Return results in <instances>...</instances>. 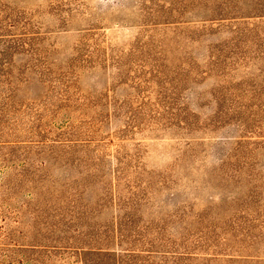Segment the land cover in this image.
<instances>
[{"label":"rangeland","instance_id":"1","mask_svg":"<svg viewBox=\"0 0 264 264\" xmlns=\"http://www.w3.org/2000/svg\"><path fill=\"white\" fill-rule=\"evenodd\" d=\"M10 3L32 17L33 31H39L35 46L40 53L30 59L15 54L9 63L16 77L11 79L12 90L0 93L8 95L10 105L5 120L0 121L4 137L34 140L45 135L42 137L53 139L71 126L74 137L100 143L107 153L120 148L123 153L128 149V154H139L121 164L109 156L101 173L98 161L86 159L82 149H68V156L39 152L34 147L18 157L0 153V264H110L87 248L105 239V226L112 219V210L109 205L100 206L98 195L100 181L108 179L107 170L113 167L120 168V186L127 180L138 185L149 183L155 208L148 217L155 221L169 217L165 219L166 229L180 248L189 239L192 210L217 200L209 197L216 194L208 185V176L210 168L217 165L218 155L210 143L232 134L224 129L175 124L169 129L135 130L134 138L119 139L116 133L122 123L111 111L114 98H125L134 107L141 95L155 100V84L149 86L148 94L145 86L149 84L144 81L151 77L149 70L154 63H165L175 76L184 75V0ZM169 16L182 21L153 25ZM145 26L149 28L143 30ZM120 55L124 61H115ZM179 96L200 116V112L208 111L190 104L187 89ZM120 144H126L125 148ZM93 174L95 182L85 180ZM22 177L25 181L21 183ZM77 181L84 186L61 191L63 185ZM79 191L80 197L75 195ZM125 191L120 189L122 194ZM111 240L104 245L111 243L115 249L125 246L122 239L120 245Z\"/></svg>","mask_w":264,"mask_h":264},{"label":"trees","instance_id":"2","mask_svg":"<svg viewBox=\"0 0 264 264\" xmlns=\"http://www.w3.org/2000/svg\"><path fill=\"white\" fill-rule=\"evenodd\" d=\"M183 4L187 12L183 20L187 43L184 75H173L165 63L152 64L151 77L144 81L149 84L145 86L148 94L149 86L155 84V100L141 95L134 107L125 98H114L111 114L122 123L116 133L119 139L134 138L135 130L169 129L175 124L231 133L210 143L218 155L208 176V185L216 194L209 197L217 200L192 210L189 239L178 248L166 229L169 217L162 221L148 217L155 208L149 183L138 185L127 180L120 186V168H108V179L100 181L98 197L100 206L109 205L112 219L105 226V239H98L87 250L110 264H264V0H184ZM31 18L10 0H0V93L12 90L11 79L16 75H12L9 63L14 55L22 53L30 59L40 53L35 46L39 31H33ZM178 18L165 17L153 25L176 24L182 21ZM122 58L114 60L124 61ZM39 72L44 75V70ZM183 89L189 91L192 106H204L208 111L200 116L189 103L181 102ZM3 93L0 121L5 120L10 106L8 95ZM0 129L3 157L7 153L26 155L33 147L55 156L68 149H82L86 159L98 161L96 166L103 173L101 166L109 156L121 164L139 154H128V149L123 153L120 148L107 153L100 143L74 137L71 126L53 139L40 135L34 140L6 139ZM120 145L121 149L126 146ZM90 176L85 180L95 182V174ZM19 181L25 180L22 177ZM81 183L68 182L61 191L84 186ZM122 188L125 194L120 193ZM75 195L80 197V191ZM110 239H116L117 245L122 239L125 246L115 249L111 243L104 245Z\"/></svg>","mask_w":264,"mask_h":264}]
</instances>
